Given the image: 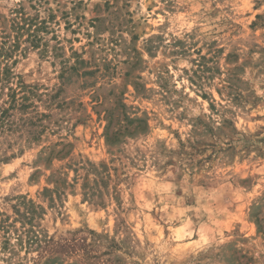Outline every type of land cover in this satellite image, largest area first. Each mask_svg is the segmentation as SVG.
Segmentation results:
<instances>
[{
    "label": "rangeland",
    "instance_id": "rangeland-1",
    "mask_svg": "<svg viewBox=\"0 0 264 264\" xmlns=\"http://www.w3.org/2000/svg\"><path fill=\"white\" fill-rule=\"evenodd\" d=\"M1 43L0 264H264V0H0Z\"/></svg>",
    "mask_w": 264,
    "mask_h": 264
},
{
    "label": "trees",
    "instance_id": "trees-1",
    "mask_svg": "<svg viewBox=\"0 0 264 264\" xmlns=\"http://www.w3.org/2000/svg\"><path fill=\"white\" fill-rule=\"evenodd\" d=\"M15 48L0 46V130L7 128L12 131L18 124L13 121L15 113L21 114L18 119L20 127L28 125L26 123L27 111L32 108L30 101L31 92L27 89L21 78L14 74L12 66V53ZM19 129V126H18ZM7 158H4L6 161ZM32 211H34L32 209Z\"/></svg>",
    "mask_w": 264,
    "mask_h": 264
}]
</instances>
